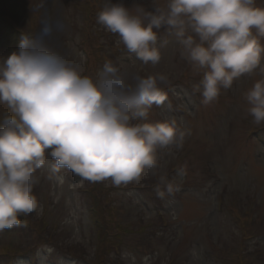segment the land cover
I'll return each mask as SVG.
<instances>
[{"label":"rangeland","instance_id":"374dc122","mask_svg":"<svg viewBox=\"0 0 264 264\" xmlns=\"http://www.w3.org/2000/svg\"><path fill=\"white\" fill-rule=\"evenodd\" d=\"M106 2L1 0L0 58L16 51L25 34L34 36L43 20L59 21L63 27L46 47L82 75L96 79L108 60L141 75L166 73L167 100L152 106L149 119L175 120L186 132L184 140L179 147L158 149L155 175L147 170L119 187L111 180H82L66 169L49 179L55 161L47 157L33 190L37 210L0 232V264H264V126L251 136L253 117L244 98L263 72L241 76L205 105L194 91L202 70L181 57L175 38L161 28L160 62L142 65L118 35L97 23ZM113 2L149 11L155 6L154 0ZM166 2L155 0L161 7ZM6 111L0 104V116ZM160 175L173 186L168 193L160 185L163 196L156 191ZM161 206L163 218L156 212Z\"/></svg>","mask_w":264,"mask_h":264},{"label":"clouds","instance_id":"9594fccd","mask_svg":"<svg viewBox=\"0 0 264 264\" xmlns=\"http://www.w3.org/2000/svg\"><path fill=\"white\" fill-rule=\"evenodd\" d=\"M154 5L151 11L140 5L130 9L107 0L97 23L118 35L142 65L160 62L163 28L175 38L181 57L203 70L194 91L205 105L241 76L264 72V7L256 0H167L164 7L154 0ZM62 27L45 19L34 36L25 34L16 51L0 58V104L10 109L0 116V232L37 210L33 190L47 157L55 161L49 179L66 169L82 180H111L119 187L147 170L155 175L158 149L179 147L186 135L175 120L149 119L152 106L167 100L166 73L141 75L108 60L96 79L82 75L46 47ZM244 98L253 123L264 126V76ZM160 185L173 191L165 175L156 186L163 196Z\"/></svg>","mask_w":264,"mask_h":264},{"label":"trees","instance_id":"16d2710c","mask_svg":"<svg viewBox=\"0 0 264 264\" xmlns=\"http://www.w3.org/2000/svg\"><path fill=\"white\" fill-rule=\"evenodd\" d=\"M106 234V232L104 233V235Z\"/></svg>","mask_w":264,"mask_h":264}]
</instances>
